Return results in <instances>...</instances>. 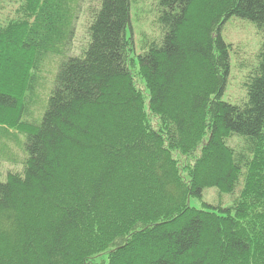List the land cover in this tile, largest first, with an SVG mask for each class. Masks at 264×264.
<instances>
[{
  "label": "trees",
  "instance_id": "1",
  "mask_svg": "<svg viewBox=\"0 0 264 264\" xmlns=\"http://www.w3.org/2000/svg\"><path fill=\"white\" fill-rule=\"evenodd\" d=\"M11 1L0 161L21 170L0 181V264H264V0H155L160 34L140 45L139 0H99L79 55L84 0L1 14ZM231 18L263 34L255 64L237 52L238 103L223 99ZM208 188L232 204L203 201Z\"/></svg>",
  "mask_w": 264,
  "mask_h": 264
},
{
  "label": "rangeland",
  "instance_id": "2",
  "mask_svg": "<svg viewBox=\"0 0 264 264\" xmlns=\"http://www.w3.org/2000/svg\"><path fill=\"white\" fill-rule=\"evenodd\" d=\"M20 1L13 0L11 1L7 8L1 13L3 15L12 14L15 15L14 10L19 6ZM99 0H84L83 1V12L81 13L80 18L77 21L75 39L72 45L71 55H79L82 53L83 49L89 42V24L92 19L91 10L97 6ZM7 5V4H6ZM155 0H139L138 4L134 6V12L137 15V22L135 26L137 28L136 38L138 45L141 43V39L148 37L153 38L157 37L160 34V29L158 24L155 22ZM223 36L228 43L233 44L234 48L231 51V62H232V72L229 79V83L223 99L233 103H238L244 96V82L248 69L246 67L238 68L237 67V52L241 54V57L244 59L245 64L250 62L256 63V54L258 53L262 40L263 34H261L255 25L248 21L239 18H231L223 29ZM59 61L58 57H54L52 62L48 63L46 68V76L48 79V84L46 88H49V85L53 79L55 73L56 65ZM243 85V87H242ZM48 86V87H47ZM45 89H43V92ZM46 94V92H44ZM43 96H45V94ZM15 133V132H14ZM18 136L20 134H17ZM20 140L22 135H20ZM13 140V141H12ZM10 141V146L18 152L19 157L23 156V152L18 147L17 143L12 139ZM21 170V166L13 164L9 161H0V181H5L8 176L9 171ZM203 201H206L211 204H222L227 207L232 204V199L228 194H222L217 188H208L204 192ZM191 204L198 207H203L202 201L193 198Z\"/></svg>",
  "mask_w": 264,
  "mask_h": 264
}]
</instances>
